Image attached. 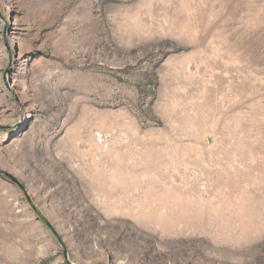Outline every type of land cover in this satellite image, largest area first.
Segmentation results:
<instances>
[{"label":"rangeland","instance_id":"obj_1","mask_svg":"<svg viewBox=\"0 0 264 264\" xmlns=\"http://www.w3.org/2000/svg\"><path fill=\"white\" fill-rule=\"evenodd\" d=\"M0 264H264V0H0Z\"/></svg>","mask_w":264,"mask_h":264}]
</instances>
